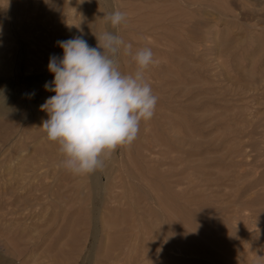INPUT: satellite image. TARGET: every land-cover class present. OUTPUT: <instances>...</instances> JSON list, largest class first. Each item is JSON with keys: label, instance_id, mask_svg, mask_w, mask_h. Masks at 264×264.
I'll return each mask as SVG.
<instances>
[{"label": "rangeland", "instance_id": "obj_1", "mask_svg": "<svg viewBox=\"0 0 264 264\" xmlns=\"http://www.w3.org/2000/svg\"><path fill=\"white\" fill-rule=\"evenodd\" d=\"M104 31L152 50L158 102L73 174L41 127L49 58ZM0 135V264H264V0H0Z\"/></svg>", "mask_w": 264, "mask_h": 264}, {"label": "clouds", "instance_id": "obj_2", "mask_svg": "<svg viewBox=\"0 0 264 264\" xmlns=\"http://www.w3.org/2000/svg\"><path fill=\"white\" fill-rule=\"evenodd\" d=\"M104 19L115 27L125 21L126 13L110 11ZM95 37L96 47L83 35L57 41L63 56H50L48 70L54 79L44 85L55 95L41 105L48 114L41 127L49 141L58 143L62 166L73 174L103 168L102 157L130 145L141 121L154 116L158 102L144 74L156 63L152 50L140 48L133 53L131 44L110 31ZM122 50L135 61L134 74L119 70Z\"/></svg>", "mask_w": 264, "mask_h": 264}, {"label": "bare ground", "instance_id": "obj_3", "mask_svg": "<svg viewBox=\"0 0 264 264\" xmlns=\"http://www.w3.org/2000/svg\"><path fill=\"white\" fill-rule=\"evenodd\" d=\"M32 48H33V47H32ZM34 50H35V49H34ZM33 62H34V61H33ZM27 67H28V66H27ZM30 68H31V67H30ZM34 88H35V87H34ZM0 136H1V135H0ZM2 137H3V136H2ZM42 155H43V154H42ZM20 158H21V157H20ZM19 160H20V159H19ZM44 160H45V159H44ZM27 161H28V159H27ZM32 161H33V160H32ZM40 161H41V160H40ZM25 162H26V160H25ZM34 162H35V161H34ZM42 162H43V161H42ZM18 163H19V162H18ZM37 163H40V162H37ZM30 164H31V163H30ZM35 164H36V163H35ZM44 164H45V163H44ZM44 164H42V163H41V164H36V166H37V165H38V166H39V165L41 166V165H44ZM17 165H19V164H17ZM20 165H21V164H20ZM32 165H33V164H32ZM20 167H22V166H20ZM32 168H34V166H33ZM34 169H36V167H35ZM38 169H39V168H38ZM41 169H42V166H41ZM19 171H20V170H19ZM38 171H39V170H38ZM27 172H28V171H27ZM19 173H20V172H19ZM19 175L21 176V173H20ZM19 175H18V176H19ZM16 176H17V175H16ZM20 176H19V177H20ZM26 177H27V176H26ZM23 178H25V177H22V180H23ZM28 180H29V179H28Z\"/></svg>", "mask_w": 264, "mask_h": 264}]
</instances>
